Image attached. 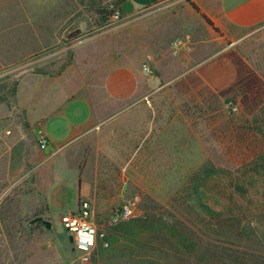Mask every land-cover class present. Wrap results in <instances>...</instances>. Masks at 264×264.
<instances>
[{
	"label": "rangeland",
	"instance_id": "obj_1",
	"mask_svg": "<svg viewBox=\"0 0 264 264\" xmlns=\"http://www.w3.org/2000/svg\"><path fill=\"white\" fill-rule=\"evenodd\" d=\"M123 1L0 0V264L121 263L102 254L106 240L76 259L61 217L77 207V159L41 157L36 117L73 94L98 121L79 200L106 234L147 213L176 231L122 241L132 264H264V25L225 35L194 0H164L106 26ZM147 54L155 78L141 72L127 101L106 97L108 68L141 71ZM98 150L113 159H89ZM127 202L135 216L114 222Z\"/></svg>",
	"mask_w": 264,
	"mask_h": 264
},
{
	"label": "crops",
	"instance_id": "obj_2",
	"mask_svg": "<svg viewBox=\"0 0 264 264\" xmlns=\"http://www.w3.org/2000/svg\"><path fill=\"white\" fill-rule=\"evenodd\" d=\"M162 1L164 0H125L120 9L122 14L128 16ZM194 2L225 35H229L232 31L248 30L264 25V0H194ZM126 4H129L132 9L129 13L124 11ZM141 76L140 69L132 65L108 68L104 81L106 97L120 102L131 99L142 81ZM72 104H75L74 107H71ZM71 117H74V120ZM36 118L42 121L41 127L48 137V146L42 150V152L48 150V154L43 153L41 157L43 159H77L78 205L81 201L79 197L85 194L84 186H81L79 159H86L87 147L84 139L94 132L98 122L92 102L85 94L68 95L65 101L55 106L50 113H40ZM89 159L113 158L98 150L96 155ZM52 191L49 192L48 202L50 201L49 207L54 210L59 206L54 204L56 197ZM64 200L65 198L62 197L63 202Z\"/></svg>",
	"mask_w": 264,
	"mask_h": 264
},
{
	"label": "built area",
	"instance_id": "obj_3",
	"mask_svg": "<svg viewBox=\"0 0 264 264\" xmlns=\"http://www.w3.org/2000/svg\"><path fill=\"white\" fill-rule=\"evenodd\" d=\"M122 17L121 11H116L107 22L106 26L113 21H117ZM182 45L181 40L173 43V49L177 50ZM141 72L144 78H155L156 71L154 67V59L151 54H147L141 64ZM149 102V98H144ZM237 106H232L233 111H237ZM38 144L41 149L48 146L47 134L41 129L37 135ZM135 216V208L133 203L127 202L121 205L114 212L112 219L118 222ZM61 221L73 239L72 248L76 253V259L81 263H89L93 253L97 249L100 241H105L106 230L101 227L96 216L95 206L89 200H81L76 209L64 213ZM105 245L106 241L104 242Z\"/></svg>",
	"mask_w": 264,
	"mask_h": 264
},
{
	"label": "trees",
	"instance_id": "obj_4",
	"mask_svg": "<svg viewBox=\"0 0 264 264\" xmlns=\"http://www.w3.org/2000/svg\"><path fill=\"white\" fill-rule=\"evenodd\" d=\"M125 1V0H124ZM123 1V2H124ZM122 2V3H123ZM192 7L197 11L201 12L200 8L195 4L192 3ZM121 10V9H120ZM203 19L206 21V23L211 26L214 30L218 31V28L215 26L214 22L204 13H202ZM111 17V16H110ZM109 15L106 16L105 20L106 22L110 18ZM148 215L145 216L144 219H130L128 221H122L112 227H109L108 233L106 235V242L109 244V249L105 250L102 249V254H106V256L111 257L112 259L116 258L120 260V264H132L133 262H136L135 256H137L136 253L132 251H128L127 249L122 245V241H130L135 242V238L139 236V234L143 233V231H154L157 233L165 232L167 235L176 234V231L174 228L171 227L170 223H167L166 221L158 220L156 215H153L152 213H147ZM180 234L182 238L186 236V233H183V230L180 231ZM184 239H186L184 237ZM187 240V239H186ZM128 246V245H126ZM132 250H136L132 248ZM104 251V253H103ZM109 257H106V259H109ZM151 262L146 261V264H150Z\"/></svg>",
	"mask_w": 264,
	"mask_h": 264
},
{
	"label": "water",
	"instance_id": "obj_5",
	"mask_svg": "<svg viewBox=\"0 0 264 264\" xmlns=\"http://www.w3.org/2000/svg\"><path fill=\"white\" fill-rule=\"evenodd\" d=\"M45 224H46V227H47L48 229H51L52 224H51L50 221H46ZM70 244H71V245L73 244V239H72L71 237H70ZM73 251H74V248H72V252H73Z\"/></svg>",
	"mask_w": 264,
	"mask_h": 264
}]
</instances>
